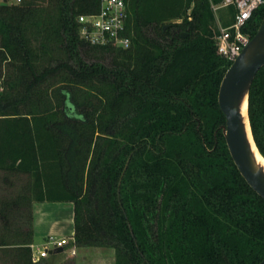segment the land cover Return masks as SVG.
<instances>
[{
  "label": "trees",
  "instance_id": "obj_1",
  "mask_svg": "<svg viewBox=\"0 0 264 264\" xmlns=\"http://www.w3.org/2000/svg\"><path fill=\"white\" fill-rule=\"evenodd\" d=\"M220 1L128 0L127 49L79 37L76 17L98 0L0 6V170L31 178L27 194L0 201V249L15 247L18 264H39L32 200L71 202L68 246L111 248L114 264L264 258V199L229 155L217 102L230 65L215 47ZM263 17L253 12L250 38ZM248 118L264 157V66Z\"/></svg>",
  "mask_w": 264,
  "mask_h": 264
},
{
  "label": "water",
  "instance_id": "obj_2",
  "mask_svg": "<svg viewBox=\"0 0 264 264\" xmlns=\"http://www.w3.org/2000/svg\"><path fill=\"white\" fill-rule=\"evenodd\" d=\"M6 6V1L0 2ZM185 36V33L182 34ZM264 66V17L249 42L225 70L219 84L217 102L225 117L222 128L229 155L245 182L264 199V167L256 160L258 151L248 118V93L257 71ZM245 104V116L241 108ZM255 149V152L253 150ZM61 247L49 254L61 253ZM264 264V258L258 263Z\"/></svg>",
  "mask_w": 264,
  "mask_h": 264
},
{
  "label": "built area",
  "instance_id": "obj_3",
  "mask_svg": "<svg viewBox=\"0 0 264 264\" xmlns=\"http://www.w3.org/2000/svg\"><path fill=\"white\" fill-rule=\"evenodd\" d=\"M3 0H0L2 2ZM6 5L18 3L20 0H5ZM128 0H98V9L89 14H80L76 17L79 28V37L90 45L105 47L111 46L127 49L131 40L126 32L128 18ZM264 4V0H221L218 4H212V10L220 7L233 6L234 12L231 22L227 25L218 26V35L215 47L219 56L231 63L244 46L249 42L250 35L247 32V24L253 12ZM72 238L51 235L47 237L45 245L37 247L29 244L31 261L38 262L49 255L50 250L65 247ZM70 249H74L71 246ZM73 252V251H72Z\"/></svg>",
  "mask_w": 264,
  "mask_h": 264
},
{
  "label": "rangeland",
  "instance_id": "obj_4",
  "mask_svg": "<svg viewBox=\"0 0 264 264\" xmlns=\"http://www.w3.org/2000/svg\"><path fill=\"white\" fill-rule=\"evenodd\" d=\"M191 7L187 10V14H189ZM264 4L260 5L256 11L263 9ZM234 8L233 6L228 7H220L216 10H213L214 12V28L218 29V26L221 25H227L231 22V18L233 15ZM174 22H180V19L174 20ZM151 36H154L153 33L150 32ZM106 59L104 60L105 63L109 60V55L105 56ZM29 184L31 185V178L27 173H22L19 171H10V170H0V201H11L15 199L16 197L22 195L23 193H28ZM29 195V194H28ZM62 207L54 211V215H52L51 211L48 215L50 217L48 218V224L52 222L53 220H57L61 222V225L65 229L64 235L68 238L70 235V231L72 228L71 222L69 221V214L70 209L69 207H66L65 204H61ZM21 209H15L19 214H25L26 208L28 207V204L25 203V205L20 206ZM17 214V213H16ZM14 224L22 225L25 220L18 219L15 217ZM12 224L11 228L7 230L6 238H8L10 241L14 240V226ZM26 225V223H24ZM22 225L20 227L24 228L25 226ZM46 236V235H45ZM36 237L34 244L37 247H42L45 245V242L47 240V237ZM55 238H57V235H51ZM71 248V246H70ZM66 248L64 252H62L61 255L55 257L54 259H49L46 257V259H42L38 261L39 264H114V250L107 247H99V246H85V247H78L77 249H70ZM16 248L15 247H9V248H1L0 249V264H18L19 261L16 254ZM75 250V251H74ZM73 251V252H72ZM72 257H69L71 256Z\"/></svg>",
  "mask_w": 264,
  "mask_h": 264
},
{
  "label": "crops",
  "instance_id": "obj_5",
  "mask_svg": "<svg viewBox=\"0 0 264 264\" xmlns=\"http://www.w3.org/2000/svg\"><path fill=\"white\" fill-rule=\"evenodd\" d=\"M30 187V184H29ZM61 204H65L66 207H69L70 209V214H69V221L71 222L72 228L70 231V235L68 238H72L73 235V204L71 202H50V201H35L32 200L30 203L31 207V212H32V243L34 244V240L36 237H41L45 236L48 237L49 235H57L59 237H64L67 238L66 235H64V228L61 225V222L57 220H53L52 222L48 224L49 217L48 215L51 211L52 215H54V211L56 212L57 209H59ZM67 238V239H68ZM78 247H74V249H77ZM75 251V250H74ZM64 252V250L62 251ZM61 253H54V254H49L47 257L49 259H54L55 257L59 256L62 254ZM69 257H72L69 256ZM44 259V258H43ZM46 259V257H45ZM42 260V259H41Z\"/></svg>",
  "mask_w": 264,
  "mask_h": 264
},
{
  "label": "bare ground",
  "instance_id": "obj_6",
  "mask_svg": "<svg viewBox=\"0 0 264 264\" xmlns=\"http://www.w3.org/2000/svg\"><path fill=\"white\" fill-rule=\"evenodd\" d=\"M241 113L243 116H245V104H243L242 108H241ZM254 152L255 149L253 148ZM256 155V160L258 161L259 164H262V166L264 167V160L261 158V156L259 154H257V152L255 153Z\"/></svg>",
  "mask_w": 264,
  "mask_h": 264
}]
</instances>
